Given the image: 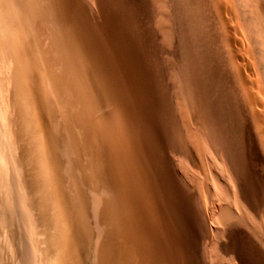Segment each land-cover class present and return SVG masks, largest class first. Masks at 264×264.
Here are the masks:
<instances>
[{
    "label": "rangeland",
    "instance_id": "obj_1",
    "mask_svg": "<svg viewBox=\"0 0 264 264\" xmlns=\"http://www.w3.org/2000/svg\"><path fill=\"white\" fill-rule=\"evenodd\" d=\"M41 1H39V4L41 3L40 5L42 6L44 5V3L43 1L42 2ZM166 1L167 0H101V1L100 0H56V3H54L53 1L51 7L53 6L52 13L54 15L52 16L51 14L49 16H51V18L54 19L52 20L50 17H48L47 19L50 18L51 22L53 21L54 23H50L46 21L43 26L45 27V30L47 31V34H49V36L51 33L50 28L53 27L52 30L55 29L54 31L58 29L57 31L60 33L58 34V32L56 31L59 36L58 43H60L62 39L61 41L63 43V44L61 43L62 48L65 49L64 55L66 53L63 61L64 63H66V65L68 64L67 65V67L69 66L68 70H71L72 68L76 76L79 74L78 77H76L78 81V87L76 85L75 88L79 90L78 88L80 87V93H82L81 94L82 97L80 96V100L76 99L78 96H75L71 91V94L73 96L72 97L73 104L71 105L73 107L76 106V110H79V112L86 111L92 108L91 110H89L91 112L90 113L91 116L88 117V119L91 118V123L94 126L91 128L92 131L90 129L87 130L86 128L84 130L85 135L88 134L86 135L88 136V141L90 142L93 141V142L92 144L89 142L88 143L89 145L83 147L84 149H86L85 147H87L85 152H83L84 151L83 148H82L83 151L80 148L81 151L79 150V152H81V156L79 154L78 155L79 157L75 158V161L72 162L74 163L73 164L74 166H72V164L70 165L72 172L68 170L70 168L67 166L68 165L67 163V165L65 164L68 167L67 168L68 172L66 173L65 172L67 171L65 169L66 167L65 166H64L65 168L62 167L64 164L62 165V163L60 162L62 165L60 167L61 170L65 169L64 171L65 173L64 172L63 173L64 175H67L66 179L67 178H68L67 180L71 179L72 183L73 180H76V182L74 181L75 182L74 184H72L70 180L71 188L72 189L74 187L77 188H75L76 190L75 189L72 190L70 188V183H68L69 181L66 180L64 181L63 187L64 185L68 186L72 190L71 194L74 193L73 192L74 190L77 191V189H81L80 191L78 190L81 193H79L78 191L77 192L79 194H82L84 191H85L84 194L87 192V194H85L86 196L83 195L86 198L85 197L83 198L85 199V201L89 199L91 200V201L89 200V202L87 201L86 203L87 205L90 204L89 207L93 206L94 208L97 205H99L98 207H100V209L105 208L103 211L100 210L101 211L100 214L103 216L109 214L106 217H107V222H109L110 220L109 222L110 227L105 229L106 233L103 232L104 236H106L108 240L105 238V240L103 239L102 241L104 242L108 241L110 242V244L111 243L114 244L113 245V247L115 246L114 252L117 254L116 256L117 259L115 257L114 263L117 262V264H122L124 262L123 264H166V263L167 264H252V263L257 264L259 261L258 264H264V214H262L264 212V207L260 203H258V201L253 200L255 198L253 197V193L251 190L252 187L251 184L249 183L250 182L249 175L252 174L251 172H253V169L255 170V168L253 166H250L249 162L246 160L248 158L247 156H245V154L247 153L246 152L247 150L244 147L245 142L242 141V139L238 138V134H237L238 128L237 125H235L237 117L240 116L241 118L245 117L244 119H247L246 121L248 122L249 125H251L250 127L252 128L251 134L253 138H255L256 140V141L254 140V142H256L255 148L256 149L258 148L256 151L260 154V156H262V160H263L262 165L264 166V153H263L264 132L262 133L261 131L264 130V128H262V126L264 127V112H262L264 111L263 110L264 104L262 103L264 100V56H263L264 55V26H263L264 0H231V1L229 0L228 2L227 0H205L206 3L203 1V4H206L208 6V7L206 5L203 6L204 7L203 11H206V13H208L207 18H209L208 19L209 21L213 20L211 21L213 28L212 33L214 31L213 35L216 36L217 34H219L216 37L222 38L219 39V41L218 39H216V42L217 41L219 42V44L217 42V45H219L218 47H221V49L219 48L221 54L224 53L223 59L224 61H226V65L228 64L227 67H228V71L230 70L229 73L231 72L230 73L231 79L233 78L232 84L237 92V97L239 96L238 100H240L239 103L241 105L242 111L238 115L236 114V112H234L231 106V102L228 99L227 95L221 97L222 99L220 98L221 95H219V92L223 91L224 88L223 85L221 83L218 84L217 82H215V80H212L213 79L212 77L208 76V80H207L208 82L203 86L199 87V90H201V92L198 91V93H200L198 94V97L201 96L205 97V94L206 95L213 94L210 97L212 99L208 97L209 98L208 100H210L211 102L215 101L214 103L218 105L216 107L215 104L213 105L210 101L207 100L205 101L204 99L205 98L207 99V96L204 99L201 97L202 99L201 98L200 99L202 101L199 99L201 104L199 102L198 105L199 106L202 104L206 105L209 102L210 104L209 103L208 104L209 106L212 105L210 109H212L213 112H211L209 107H206L205 109L204 105H202L201 107L198 106L199 111L201 108V111L198 113L197 116V118L200 119H196L198 121L193 120V118L190 117V114L188 113V111H186L188 109L185 107L184 103L182 104L183 101H181V96H182L181 92L184 91L182 90L183 87L179 84V80L181 79L177 75V71L182 66V61L184 59L182 58V56H180V54H178L180 47L178 46V42L176 41V38L173 39V41L172 39H170V33L172 35L171 38H173L174 36V33L172 31L175 28V25H174V20L172 19V13L170 7L171 3H169V0L167 2ZM98 2H102V5H100L101 3L99 4ZM71 3L73 4V6ZM227 3L230 5V7L232 6L231 8H233V6L234 8L236 6V8L232 10L229 7L232 10L231 11L229 8H227L229 6ZM232 3L235 5H233ZM54 6H56V8ZM205 7H207V9ZM258 7H260L262 10L258 9ZM99 9H101L102 12ZM222 12L225 14H223ZM234 12L237 13L235 14ZM39 21L36 22L37 26H39L38 28H40V26L42 25ZM47 23H49V25H46ZM246 24L249 26L246 27ZM61 25L63 26L62 29H60ZM208 32H210V30H208ZM86 33H88V35ZM30 38H28L27 41H24L25 45H23V47L24 50H26L25 51L26 53H28L29 52L28 50H30L29 54L27 55L29 56V58L31 57V59L35 60L36 56L34 54L35 52L33 53V48L34 49L37 48V45L33 41V39L31 38L32 40H30ZM233 39L235 42L233 41ZM221 41L222 43H220ZM5 43L6 45L10 44V46L7 47L8 51L10 52L13 43L11 42L9 43V41ZM31 45L32 48H30ZM3 47H4L3 49L7 50L5 46ZM42 47L46 49V46L43 45ZM79 48L81 49V52ZM86 48L89 49L88 50L89 53ZM51 49L52 48L50 45V50H48L49 54L51 53L50 51H52ZM6 50L3 51L5 52ZM9 52L6 51V54L4 53L5 54L4 56L7 57ZM82 53L83 55H80ZM75 55L77 59L75 58ZM94 57L96 58L94 59ZM200 60H202L201 63L204 62L203 55L200 56L199 64H200ZM242 60H243V64H242ZM235 62L238 63L236 64ZM70 64L71 66L72 65L73 66L71 67ZM201 66H205V65H203L202 63ZM49 67L51 68L52 66ZM57 68L58 66L56 65L55 69ZM86 68L89 71H87ZM90 68H92V70ZM78 69H80V71H78ZM198 69L199 72L197 73L198 75L200 74L198 78H201L200 67H198ZM54 70L52 69L49 71H54ZM57 70L55 71L57 72ZM255 70L256 71L258 70V72H255ZM55 71L51 72V74H54ZM83 71L85 73H83ZM34 75H33V77H35L34 80L37 81L35 83L36 91L34 92L35 93L39 92V93L37 94L32 93L31 95H33V97L39 95L38 97L41 96L40 98L44 99V97L45 98L47 97L46 84L43 82L42 76H39L38 71L36 72L35 70ZM39 80H42L43 82L42 85L40 84V82L38 83ZM82 82H84L85 85ZM200 83L203 82L201 81ZM86 84L89 86H87ZM37 87L39 88L37 89ZM251 87L254 89H252ZM250 89H252L253 92ZM85 91L86 93H84ZM1 94H4V92L3 93L1 92ZM1 94H0V100L2 101L1 96L4 95ZM86 94H88L89 96ZM250 94H252L253 97L257 95L255 99L257 98L256 101L258 103L253 101L255 99H251L252 96H250L249 98ZM85 95L86 97H84ZM258 98L260 99L259 101ZM88 100L90 102V105L88 103ZM1 101H0V112H3V114H1L2 117L0 116V119L3 120L5 119L6 121L5 118L6 116L4 117L3 115L4 114L7 115V112H5V109ZM204 101L206 102V104ZM248 102H250L251 105L250 103L246 104ZM49 103H51V100L49 101L46 99L43 100V105L46 104L44 106V112L46 111L47 114H50L47 115L45 113V115H47L46 118L48 117L49 121L51 120L50 125H52L53 128L51 129V133L53 132L54 135L53 137L55 138L52 140L58 142V143L54 141L52 142V144L57 143L56 145H54L56 146V148L53 146V149L59 150L61 147H63L61 140L58 141L60 138L57 139L61 131L65 132V130L71 129L70 132L73 133L74 131V133L77 134L76 141L82 140L83 138H81V135L82 134L84 135V132H80V131L78 132V128H76L75 125L72 126V123L69 120H66L68 121L66 123H63V121L61 122L62 119V116H60L61 113H58L56 107H54L52 104L51 105L53 107H50L51 105ZM79 103L81 106L80 105L78 106ZM258 104L260 105L258 106ZM72 106L70 108H72ZM85 106L87 109L83 108ZM94 106L95 108H93ZM94 109L97 110L98 112L95 111ZM207 109L210 111H208ZM206 114L208 115V119H205L207 118ZM231 116H233L232 119H230ZM93 117H96V119L99 121L94 122L96 120ZM235 117L236 119H234ZM48 118L46 120H48ZM190 118L192 119L189 120ZM253 118H256L255 120L258 121H254ZM250 119L252 122L250 121ZM199 120L200 122H202L201 124L203 127H201ZM227 120L228 121L231 120V121L228 122ZM5 121L1 122L0 120L2 124L4 123V125H2L4 126V128L1 126L0 123V130L2 131L3 130L5 131L6 128ZM87 121L89 122V120ZM205 121H208L209 123L213 121V123L207 125V122L205 123ZM195 123H199V124H195ZM213 125L216 127L213 128L212 127ZM63 126H67V127H63ZM93 128L96 130H93ZM97 128L100 130H98ZM2 131L1 134L3 133ZM206 132L209 133V135ZM200 133L201 135H199ZM75 134H73V137H75ZM78 134H80V136H78ZM203 135L204 137L202 138ZM89 136L91 139H89ZM95 137L97 138L95 139ZM215 137L217 138L215 139ZM213 140L214 142L216 141L217 142L214 144ZM96 142H98V144ZM94 143L99 145V149L102 150L101 152L98 149V146L95 145ZM237 146L238 147L242 146V148L239 149L237 148ZM89 147L93 148V151ZM94 149L96 150V152L98 151V153L101 154L98 155ZM229 149H231V152L229 151ZM66 151L68 152V150H65V152ZM52 154H54V157L56 158V159L54 158V161H57V164L60 166V163H58L59 161H61V160L58 161V159L60 158L57 157V155H55L56 152H52ZM61 154L60 156H62ZM66 157L67 156H65V154L63 156L64 160L61 157L62 162L66 163L67 161L65 160H70V159H66ZM189 157H191V159H189ZM78 158L79 160L80 158L82 159L80 160V162L81 161L83 162L81 163V165L84 166L85 164L84 167L87 166L86 167L87 169L86 168L85 169L86 171H89L87 172L88 176L94 175V179L97 178V180L88 179L87 175L84 176L85 174L84 172L85 170L83 169L84 167L80 168L79 166H77ZM96 158H98V161ZM111 160H113L114 163ZM88 161L89 162L91 161V164L87 163ZM234 161L235 162L237 161L239 164L235 163ZM233 164L236 165L233 166ZM88 165L91 166V169H89L90 167ZM76 166L77 168L78 167L79 168L77 169ZM99 166H101V168ZM81 169L83 170V172L81 171ZM104 169L106 172L103 171ZM58 170L60 171V169ZM55 171H56V167H55ZM57 172L58 171H56V173ZM60 172L62 178L59 174ZM60 172H58L57 174L54 172L56 175L55 174L52 175L53 179H57L58 176V178H60L61 181L62 179L64 180L65 176H63L62 171ZM69 172L70 174L74 173L70 175L72 176V178L70 176L68 177ZM95 175L96 176L99 175V176L96 177ZM89 177L93 178V176H89ZM244 177L245 179H242ZM112 178L114 179L112 180ZM101 180L103 181L101 182ZM244 180L247 181L245 182ZM61 181L59 180V183H62ZM95 181H98L97 183L98 185L101 183H103L102 185L104 184L105 185L98 186L97 184H95L96 183ZM85 182L87 183L92 182V183H90V187H89V185L86 184ZM93 183L95 184L94 187L96 188L91 187L93 186ZM238 184H240L241 186L240 185L237 186ZM72 185H76V186L72 187ZM86 185L87 187H89L88 188L89 190L87 189V187H85ZM60 186H62V184H60ZM97 188H99L100 190ZM106 188H107V194L105 195ZM94 189L99 192L98 193L99 197L98 196L96 198L93 197L94 195L93 192L94 193L96 192L94 191ZM101 189L102 191L103 190L104 191L102 192ZM90 190L91 192L93 190V192L91 193ZM114 192L117 194H115ZM89 193L93 195L91 196L89 195ZM92 198L96 199L97 201L92 200ZM92 201L97 202L96 203L97 205L96 204L93 205L94 202L91 204ZM99 201L101 205L99 204ZM108 201L114 202L112 203L113 206H111L110 209L108 205H110L111 203H109ZM105 203L107 204L109 203V204L107 205ZM102 204L103 205L105 204L104 208ZM89 207L87 208L89 210V213L91 214L92 211L90 210ZM129 207L132 208L130 209ZM92 210L93 212H95V209ZM114 211L116 213L113 214ZM77 213L78 212L76 211V214ZM120 213L122 216L120 215ZM113 215L115 216L112 217ZM91 216L93 217L92 214ZM91 216H90V223L92 224L91 227L97 229V226H95V222L94 221L91 222L92 220ZM109 216L110 218L108 219ZM113 218L114 219L116 218V220L118 218L119 220V221L114 220V222H116L115 225L113 224L114 222H111L113 221L112 220ZM104 219L105 218L103 217L102 220ZM159 219L161 220L159 221ZM93 220L95 219L93 218ZM117 222L118 224L120 223L119 224L120 227L118 226ZM201 222L203 224H201ZM126 224L128 225V228ZM112 227L113 228L119 227V230L117 229L118 230L117 234L119 233L118 235L116 233L114 234V231L116 229L112 233L111 231ZM139 229L141 230L139 231ZM106 230L110 231L111 234H109ZM146 231H148V233ZM159 235L160 236L163 235L162 236L163 238L162 237L160 238ZM167 236L169 240L168 242L166 241ZM169 238H171V240ZM162 239L163 240L165 239L164 241H166L167 243L164 242ZM149 241H151L150 242L151 245H149L150 244ZM152 243L155 244L153 245ZM136 244L142 247H138ZM251 244H253V246ZM166 245L168 248L165 247ZM160 246L162 247V250H160L161 249ZM171 246L172 248H170ZM249 249L251 250L253 249V250L251 251ZM153 251H155V253ZM257 251L258 252L260 251L259 254H261V256L257 253ZM170 252L173 255L170 256ZM124 253H126L127 255H124ZM121 255H123V257ZM125 256L127 257L125 258ZM257 256L259 258H257ZM157 260L160 263L157 262Z\"/></svg>",
    "mask_w": 264,
    "mask_h": 264
},
{
    "label": "bare ground",
    "instance_id": "obj_2",
    "mask_svg": "<svg viewBox=\"0 0 264 264\" xmlns=\"http://www.w3.org/2000/svg\"><path fill=\"white\" fill-rule=\"evenodd\" d=\"M41 1V0H39ZM39 1L37 0H0V79H1V86H0V94L1 92L4 94V96L2 97V105L5 109V112H7V115H3L6 118L5 119H0L1 122H6L5 124V131L0 130V264H113L115 261V257L117 256V254L114 252L115 246L113 247L114 244H110V242L106 241H102L103 239L105 240L106 236H104L105 229L109 228L110 226V220L109 222H107V217L109 214H106V216L101 215V211L100 210H104V205L103 208L104 209H100V207H98L99 205H97V202L92 201L91 204L93 203V205H97L96 207L92 209H95V212H93V210L91 209V207H89V205H87V201L89 202V200H86L83 198L85 197L87 194V192L84 194V192L82 194H79L81 192H79L81 189H77V191H75L77 187H74L76 185H72V187H74L73 189H75L72 193V188H71V183L72 180L69 179L67 180L66 177L67 175H64V173L68 172V170L71 171V164L72 166H74L72 163L73 161H75V158L79 157L78 155L80 154L81 156V152H79V150L81 151V149L86 146L89 145L88 143L90 141H88V134L85 135V128L87 130H91L92 127H94L91 123V118L88 119V117H90V111L92 108H90L89 110L86 111H82L79 112V110H76V106L73 107L71 104H73V96L71 94L72 93L75 96H78L76 99L80 100V96L82 97V93H80V87L78 88L79 90H77V88H75V86L77 85L78 87V81L76 79V77H78V75L76 76V74L73 72V69L71 68V70H68V67L66 65V63H64V52L65 49L62 48V39L60 41V43H58L59 41V36L58 34H60L54 30H52V28H50V36L49 34H47V31L45 30V27L43 26L44 23L46 21L50 22V23H54L53 21L51 22V15H54L52 13V9L53 6L51 7V5L54 3H56V0H42L44 5H40ZM41 1V2H42ZM101 1V0H100ZM168 1V0H167ZM166 1V2H167ZM171 1V2H170ZM203 1L206 3L205 0H169V3H171V13H172V19L174 20V25L175 28L173 29V33L174 36L173 38L171 33H170V39H175L178 42V46L180 47V50L178 52V54H180V56H182V58L184 59L182 61V66L180 67V69L177 71V75L179 76V78L181 80H179V84L183 87V91L181 92L182 96H181V101L182 104H185V107L188 109L186 111H188V113L190 114V117L193 118V120L196 119H200L197 118L198 113L201 111H199V107H201L202 105H198V103L200 102L199 99L202 97H198V91L201 92V90H199L200 86H203L204 84H206L208 81V76L212 77V80H215V82H217L218 84L221 83L223 85V91L219 92L220 98L224 97L227 95L228 99L231 102V106L232 109L234 110V112H236V114L238 115L241 111V105L239 103L240 100L239 96L237 97V92L235 90V88L233 87L232 84V79L230 76V73L228 71V64L226 65V61H224L223 59V54H221V47H218L219 45H217V42L219 41V39L222 38H217L216 36L219 35L217 34L216 36L213 35L212 33V24L211 21H209L207 18V14L206 11H203V6H205L206 4H203ZM229 0H227L228 2ZM231 1V0H230ZM38 2V3H37ZM78 2V1H77ZM158 2V1H157ZM164 2V1H163ZM42 3V4H43ZM60 3V2H59ZM100 5H102V2H98ZM226 3V1H225ZM230 3V2H229ZM72 4V3H71ZM95 4V3H94ZM167 4V3H166ZM228 4V3H227ZM233 4V3H232ZM55 5V4H54ZM58 5V4H57ZM105 5V4H104ZM170 5V4H169ZM229 5V4H228ZM227 5V6H228ZM235 5V4H233ZM73 6V4H72ZM207 6V5H206ZM56 8V6H54ZM169 7V8H170ZM208 7V6H207ZM207 7H205L207 9ZM216 7V6H215ZM230 5L227 7L229 8ZM232 7V6H231ZM230 7V8H231ZM261 7V6H260ZM260 7H258V9H261ZM101 8V7H100ZM229 8V9H230ZM236 8V6H235ZM234 6L233 8H231L232 10L235 9ZM60 9V8H59ZM226 9V8H225ZM230 9V10H231ZM264 9V8H263ZM69 10V9H68ZM67 10V11H68ZM72 10V9H71ZM101 12L102 10L99 9ZM170 10V9H169ZM231 10V11H232ZM262 10V9H261ZM260 10V11H261ZM79 11V10H78ZM77 11V12H78ZM96 11V10H95ZM57 12V11H56ZM55 12V15H56ZM70 12V11H69ZM84 12V11H83ZM60 13V12H59ZM76 13V12H74ZM223 13V12H222ZM230 13V12H228ZM233 13V12H232ZM235 13V12H234ZM237 13V12H236ZM235 13V14H236ZM64 14V12H63ZM137 14V13H136ZM220 14V13H219ZM225 14V13H223ZM264 14V13H263ZM66 15V14H65ZM104 15V14H103ZM158 15V14H157ZM212 15V14H211ZM234 15V14H233ZM47 16V17H46ZM59 16V15H58ZM57 16V17H58ZM74 16V15H73ZM170 16V15H169ZM213 16V15H212ZM225 16V15H224ZM223 16V17H224ZM229 16V15H228ZM48 17H50L49 19H47ZM77 17V16H76ZM104 17V16H103ZM115 17V16H114ZM264 17V16H263ZM262 17V18H263ZM73 18V17H72ZM222 18V16H221ZM54 19V18H53ZM52 19V20H53ZM56 19V18H55ZM71 19V18H70ZM211 19V18H210ZM40 20V21H39ZM81 20V19H80ZM264 20V19H263ZM37 21H39L41 24L40 28H38L39 26H37ZM57 21V20H55ZM156 21V20H155ZM223 21V20H222ZM228 21V20H227ZM62 22V21H61ZM58 22V23H61ZM79 22V21H78ZM82 22V21H81ZM115 22V21H114ZM224 22V21H223ZM229 22V21H228ZM238 22V20H237ZM57 23V24H58ZM65 23V22H64ZM71 23V22H70ZM220 23V22H219ZM111 24V23H110ZM125 24V23H124ZM39 25V23H38ZM46 25H49V23H47ZM45 25V26H46ZM54 25V24H53ZM56 25V23H55ZM59 25V24H58ZM57 25V28H58ZM226 25V24H225ZM245 25V24H244ZM243 25V26H244ZM80 26V25H79ZM110 26V25H109ZM215 26V25H214ZM249 26L246 24V27ZM264 26V25H263ZM262 26V27H263ZM44 27V28H43ZM50 27V26H48ZM86 27V26H85ZM150 27V26H149ZM38 28V29H37ZM63 26L61 25L62 29ZM75 28V26H74ZM81 28V27H80ZM209 28V29H207ZM258 28V27H257ZM49 29V28H48ZM47 29V30H48ZM59 29V30H60ZM77 29V28H76ZM86 29V28H85ZM239 29V28H238ZM81 30V29H80ZM152 30V29H151ZM208 30H210V32H208ZM49 31V32H50ZM67 31V30H66ZM63 31V32H66ZM75 31V30H73ZM79 31V30H78ZM77 31V33H78ZM82 31V30H81ZM84 32V31H83ZM114 33V32H113ZM216 33V32H215ZM88 35V33H86ZM228 34V33H227ZM254 34V33H253ZM251 34V35H253ZM52 35V36H51ZM66 35V34H65ZM73 35V34H72ZM213 35V36H212ZM250 35V36H251ZM84 36V35H83ZM32 38L33 41L36 43L37 48H33V53L35 54L36 58L35 60L31 59V57L29 58V56L27 54H29L30 50H28L29 52L26 53L24 50L23 45L24 41H27L28 38ZM216 37V38H215ZM222 37V36H221ZM227 37V36H226ZM232 37V36H231ZM234 37V36H233ZM30 38V40H32ZM91 38V37H90ZM224 38V37H223ZM229 38V37H228ZM242 38V37H241ZM161 39V38H160ZM216 39H218V41L216 42ZM231 39V38H230ZM240 39V37H239ZM90 40V39H89ZM109 40V39H108ZM227 40V39H226ZM9 43H13V46L11 47L10 52L8 51V46L6 45L5 42ZM73 41V40H72ZM78 41V40H77ZM84 41V40H83ZM91 41V40H90ZM113 41V40H112ZM231 41V40H230ZM234 41V39H233ZM254 41V40H253ZM48 42V43H47ZM79 42V41H78ZM235 42V41H234ZM239 42V40H238ZM32 43V42H31ZM62 43V44H61ZM76 43V42H75ZM87 43V42H86ZM103 43V42H102ZM113 43V42H112ZM173 43V42H172ZM176 43V42H175ZM222 43V41L220 42ZM250 43V41H249ZM29 44V43H28ZM33 44V43H32ZM61 44V45H59ZM73 44V43H72ZM96 44V43H95ZM219 44V42H218ZM46 46V49H44V47L42 46ZM50 45H51V53H48V50H50ZM79 45V44H78ZM81 45V44H80ZM177 45V44H176ZM235 45V44H234ZM5 46L6 49H3ZM27 46V45H26ZM64 46V45H63ZM75 46V44H74ZM90 46V44H89ZM221 46V45H220ZM239 46V45H238ZM256 46V45H255ZM29 47V46H28ZM27 47V49H28ZM34 47V46H33ZM66 47V46H65ZM71 47V46H70ZM175 47V46H174ZM247 47V46H246ZM32 48V45L31 47ZM85 48V47H84ZM101 48V47H100ZM220 48V49H219ZM230 48V47H229ZM63 49V50H62ZM73 49V48H71ZM77 49V48H76ZM74 49V50H76ZM87 51L89 50L88 48H86ZM114 49V48H113ZM3 50H6L7 52H9L8 56H4L6 54V51L4 52ZM73 50V51H74ZM80 52L81 49L79 48ZM85 50V49H84ZM108 50V49H107ZM70 51V50H69ZM71 51V52H73ZM78 51V50H77ZM147 51V50H146ZM223 51V50H222ZM247 51V50H246ZM84 52V51H83ZM92 52V51H91ZM254 52V51H253ZM5 53V54H4ZM53 53V54H52ZM89 53V51H88ZM95 53V52H94ZM93 54V53H92ZM98 54V52H97ZM72 55V54H71ZM80 55H83L80 54ZM203 55L204 57V62L203 65L205 66H201L202 63L200 60V64H199V59L200 56ZM237 55V54H236ZM73 56V55H72ZM78 56V54H77ZM86 56V55H84ZM89 56V55H88ZM145 56V55H144ZM226 56V55H225ZM264 56V55H263ZM231 57V56H230ZM239 57V56H238ZM71 58V57H70ZM76 58V55H75ZM90 58V57H89ZM96 57H94L95 59ZM258 58V57H257ZM77 59V58H76ZM93 59V58H92ZM202 59V58H201ZM226 59V58H225ZM233 59V58H232ZM239 59V58H238ZM243 59V58H242ZM69 60V59H68ZM236 60V59H235ZM34 61V62H33ZM36 61V62H35ZM66 61V60H65ZM76 61V60H75ZM89 61V60H88ZM91 61V60H90ZM94 62V61H93ZM177 62V61H176ZM78 63V62H77ZM231 63V62H230ZM236 64L238 62H235ZM259 63V62H258ZM58 66V70L55 69L56 65ZM73 64V63H72ZM88 64V63H87ZM154 64V63H153ZM199 64V66H198ZM242 64H243V60H242ZM55 65V66H53ZM66 65V66H64ZM74 65V64H73ZM72 65V66H73ZM76 65V64H75ZM90 65V64H89ZM251 65V64H250ZM49 66H52L51 68ZM71 66V64H70ZM71 66V67H72ZM93 66V65H91ZM83 67V66H82ZM87 67V66H86ZM198 67H200L201 70V78H198V76H200V74L198 75L197 72H199ZM259 68V67H258ZM57 70V72L55 71L54 74H51V72L54 71H49V70ZM77 69V68H76ZM81 69V68H80ZM80 69H78V71H80ZM92 70V68H90ZM248 69V68H247ZM38 71L39 76H42L43 78V82L46 84V98L44 97V99L46 100H51V103H49L50 105L52 104L54 107H56L58 113H61L60 116H62L61 122L63 121V123H66L69 120L72 123V126L75 125L76 128H78V132H84V135H81V138H83L82 140H78L76 141V135L73 131L70 132V130H65V132L61 131L59 133V137L57 139H59L58 141L61 140V143L63 144L61 147L60 145V149L56 150L53 149V146L56 145L58 142L54 141L52 139H55L53 136V132L51 133V129L52 125H50V121L49 118L48 120H46V116L50 115L47 114L46 111L44 112V106L46 104L43 105V98H40L38 96L33 97V94H37L39 92H34L36 91V85L35 83L37 81H35V77L34 72ZM87 70V68H86ZM236 70V69H235ZM246 70V68H245ZM89 71V70H87ZM92 72V71H91ZM101 72V71H100ZM243 72V71H242ZM251 72V71H249ZM255 72H258V70ZM254 72V73H255ZM77 73V72H76ZM82 73V72H81ZM83 73H85L83 71ZM90 73V72H89ZM88 73V74H89ZM124 73V72H123ZM233 73V72H232ZM41 74V75H40ZM209 74V75H208ZM33 75L35 77H33ZM145 75V74H144ZM252 75V74H251ZM94 76V75H93ZM130 76V75H129ZM177 76V77H178ZM96 77V76H95ZM237 77V76H236ZM255 77V76H254ZM40 78V79H42ZM172 78V77H171ZM238 78V77H237ZM258 78V77H257ZM83 79V76H82ZM81 79V80H82ZM144 79V78H143ZM178 79V78H177ZM236 79V78H235ZM251 79V78H249ZM259 79V78H258ZM92 80V79H91ZM90 80V81H91ZM237 80V79H236ZM88 81V80H87ZM89 81V82H90ZM203 83H200V82ZM211 81V80H210ZM252 81V80H251ZM40 82V84L42 85V80H39L38 83ZM85 82V81H84ZM84 82H82L84 84ZM239 82V81H238ZM242 82V81H241ZM81 83V82H80ZM79 83V84H80ZM94 83V82H93ZM131 83V82H130ZM88 84V83H87ZM86 84V85H87ZM116 84V83H115ZM155 84V83H154ZM201 84V85H200ZM40 85V86H41ZM85 85V84H84ZM92 85V84H91ZM99 85V84H98ZM209 85V84H208ZM211 85V84H210ZM217 85V84H216ZM252 85V84H251ZM258 85V83H257ZM89 86V85H87ZM116 86V85H115ZM172 86V85H171ZM253 86V85H252ZM42 87V86H41ZM82 87V84H81ZM96 87V86H95ZM207 87V86H206ZM221 87V86H220ZM39 87H37L38 89ZM86 88V87H85ZM208 88V87H207ZM219 88V87H216ZM252 88V87H251ZM44 89V88H43ZM84 89V88H83ZM254 89V88H252ZM250 89V90H252ZM212 90V89H210ZM214 90V89H213ZM219 90V89H218ZM222 90V89H221ZM258 90V88H257ZM44 91V90H43ZM83 91V90H82ZM90 91V90H89ZM203 91V90H202ZM205 91V90H204ZM45 92V91H44ZM43 92V93H44ZM88 92V90H87ZM243 92V91H242ZM253 92V90H252ZM256 92V91H255ZM260 92V91H259ZM42 93V92H40ZM86 93V91L84 92ZM96 93V92H95ZM94 93V94H95ZM248 93V92H247ZM245 93V94H247ZM258 93V92H257ZM263 93V92H262ZM211 94V93H210ZM244 94V93H243ZM255 94V93H254ZM260 94V93H259ZM88 95V94H86ZM86 95L84 97H86ZM93 95V94H92ZM147 95V94H146ZM213 95V94H212ZM212 95H206L207 99L205 97H202L205 101H210L208 100ZM262 95V94H261ZM89 96V95H88ZM87 96V98H88ZM98 96V95H97ZM200 96V95H199ZM241 96V95H240ZM252 96L251 99H255L256 96L253 97L252 94L249 95ZM93 97V96H92ZM103 97V96H102ZM209 97V98H208ZM215 97V96H214ZM213 97V98H214ZM50 98V99H49ZM86 98V99H87ZM91 98V96H90ZM117 98V97H116ZM123 98V97H122ZM201 98V99H202ZM216 98V97H215ZM214 98V99H215ZM246 98V96H245ZM40 99V100H39ZM75 99V98H74ZM83 99V98H82ZM200 99V100H201ZM212 99V98H210ZM222 99V98H221ZM248 99V98H247ZM123 100V99H122ZM217 100V99H216ZM257 98L255 100H253L254 102L256 101ZM260 99L258 98V101ZM77 101V100H75ZM202 101V100H201ZM204 101V102H205ZM218 101V100H217ZM246 101V100H245ZM248 101V100H247ZM202 102V103H204ZM211 102V101H210ZM215 102V101H214ZM214 102H211L213 105L215 104ZM253 102V103H254ZM261 102V101H260ZM259 102V103H260ZM75 103V102H74ZM88 103L90 105V102L88 100ZM118 103V102H117ZM209 103V102H208ZM207 103V104H208ZM221 103V102H220ZM243 103V102H242ZM250 102L246 103L249 104ZM258 103V102H257ZM264 104V100L262 102ZM261 103V104H262ZM82 104V103H81ZM85 104V103H84ZM83 104V106H84ZM166 104V103H165ZM201 104V102H200ZM206 104V102H205ZM206 107H210L212 105ZM226 104V103H224ZM256 104V103H255ZM49 105V106H50ZM50 107H53V106ZM80 105V103L78 104V106ZM218 104H215V106L217 107ZM251 105V103H250ZM260 104H258L259 106ZM72 106V108H70ZM81 106V105H80ZM92 106V105H91ZM90 106V107H91ZM199 106V107H198ZM214 106V107H215ZM227 106V105H226ZM230 106V105H229ZM253 106V104H252ZM263 106V105H262ZM171 107V106H170ZM256 107V106H255ZM254 107V108H255ZM83 108H86L83 107ZM95 108V106L93 107ZM213 108V107H212ZM226 108V107H225ZM53 109V108H52ZM81 109V108H80ZM87 109V108H86ZM204 109V111H205ZM216 109V108H214ZM219 109V108H218ZM256 109V108H255ZM2 110V109H1ZM46 110V109H45ZM95 110V109H94ZM208 110V109H207ZM206 110V111H207ZM211 112H213L212 109H210ZM208 110V111H210ZM264 110V109H263ZM50 111V110H49ZM97 111V110H95ZM215 111V110H214ZM217 111V110H216ZM222 111V110H221ZM231 111V110H230ZM51 112V111H50ZM55 112V111H54ZM93 112V111H92ZM98 112V111H97ZM162 112V111H161ZM182 112V111H181ZM264 112V111H262ZM261 112V113H262ZM45 113L47 115H45ZM71 113V114H70ZM187 113V114H188ZM205 113V112H203ZM249 113V112H248ZM1 114H3V112H0V116ZM57 114V113H56ZM132 114V113H131ZM188 114V115H189ZM208 114V113H207ZM206 114V115H207ZM235 114V115H236ZM242 114V113H241ZM258 114V113H257ZM263 114V113H262ZM53 115V114H52ZM187 115V116H188ZM212 115V114H211ZM214 115V114H213ZM228 115V114H226ZM250 115V114H249ZM252 115V114H251ZM259 115V114H258ZM257 115V116H258ZM55 116V115H54ZM57 116V115H56ZM97 116V115H95ZM184 116V115H183ZM219 116V115H218ZM243 116V115H241ZM256 116V117H257ZM262 116V115H261ZM2 117V116H1ZM176 117V116H175ZM210 117V116H209ZM225 117V116H223ZM46 118V119H44ZM96 121L94 122H98L99 120L96 119V117H93ZM103 118V116H102ZM183 118V117H182ZM192 118H190L189 120H191ZM227 118V117H226ZM233 116H231L230 119H232ZM245 117L241 118L240 116L237 117V120L235 122V125H237L238 128V138L242 139V141H244L245 143V149L247 150L245 156H247L248 159H246L250 166H253L255 168V170L253 169V172H251L252 174H250V184L252 187V193H253V197L258 201V203H260L263 207H264V166L262 165V156H260V154L256 151L257 149L255 148V143L254 140L255 138H253L252 136V132H251V125L248 124V122L246 121L247 119H244ZM261 118V117H260ZM263 118V117H262ZM92 119V120H94ZM203 119V118H201ZM208 119V115L207 118ZM211 119V118H210ZM214 119V118H213ZM221 119V118H220ZM224 119V118H223ZM236 119V117L234 118ZM254 121H258L255 120L256 118H253ZM3 120V121H2ZM59 120V119H58ZM89 120V122L87 121ZM219 120V119H218ZM226 120V119H225ZM55 121V120H54ZM132 121V120H131ZM198 121V120H196ZM203 121V120H202ZM228 121V120H227ZM231 121V120H229ZM228 121V122H229ZM251 121V119H250ZM0 122V123H1ZM53 122V121H52ZM69 122V123H70ZM93 122V121H92ZM185 122V121H184ZM194 122V121H193ZM200 122V120H199ZM207 122V125L212 122H208L205 121V123ZM252 122V121H251ZM59 123V122H58ZM202 122H200L201 124ZM219 123V122H218ZM221 123V122H220ZM225 123V122H224ZM232 123V122H230ZM97 124V123H96ZM100 124V123H99ZM98 124V126H99ZM103 124V123H102ZM195 124H199V123H195ZM216 124V123H215ZM4 125V123H1V126ZM65 125V124H64ZM186 125V124H185ZM68 126V125H67ZM67 126H63V127H67ZM97 126V125H96ZM102 126V125H101ZM104 126V125H103ZM107 126V125H105ZM205 126V124H204ZM220 126V125H219ZM257 126V125H256ZM4 128V126H2ZM74 127V129H75ZM192 127V126H191ZM201 127L202 124H201ZM199 127V128H201ZM213 128H215L216 126H212ZM211 127V128H212ZM72 128V127H71ZM96 128V127H95ZM101 128V127H100ZM257 128V127H256ZM260 128V127H258ZM262 128H264L262 126ZM2 129V128H1ZM57 129V127H56ZM55 129V130H56ZM66 129V128H65ZM69 129V128H68ZM98 129V128H97ZM106 129V128H105ZM185 129V128H184ZM60 130V129H59ZM93 130H96L93 128ZM100 130V129H98ZM104 130V129H103ZM216 130V129H214ZM213 130V131H214ZM1 131L3 132L1 134ZM77 131V130H76ZM92 131V130H91ZM105 131V130H104ZM103 131V132H104ZM199 131V130H198ZM257 131V130H256ZM262 133L264 132V130H261ZM57 132V131H55ZM77 132V133H78ZM101 132V131H100ZM102 132V134H103ZM107 132V131H106ZM154 132V131H153ZM204 132V131H203ZM260 132V131H258ZM72 133V134H71ZM89 133V131H88ZM207 133V132H206ZM224 133V132H223ZM228 133V132H227ZM63 134V135H62ZM65 134V137H64ZM73 134H75V137H73ZM101 134V133H100ZM101 134V135H102ZM107 134V133H106ZM209 135V133H207ZM217 134V133H216ZM220 134V133H219ZM93 135V134H92ZM110 135V134H109ZM108 135V136H109ZM201 135V133L199 134ZM205 135V134H204ZM204 135L202 136V138L204 137ZM223 135V134H222ZM78 136H80V134H78ZM83 136V137H82ZM216 136V135H215ZM260 136V135H259ZM263 136V135H262ZM261 136V137H262ZM94 137V136H93ZM106 137V136H105ZM206 137V136H205ZM214 137V136H213ZM221 137V136H220ZM219 137V138H220ZM65 138V139H64ZM79 138V137H78ZM97 137H95L96 139ZM101 138V137H100ZM131 138V137H130ZM184 138V137H183ZM189 138V137H188ZM193 138V137H192ZM209 138V137H208ZM217 137H215L216 139ZM236 138V137H235ZM89 139L90 136H89ZM105 139V138H104ZM109 139V138H108ZM213 139V138H212ZM223 139V137H222ZM225 139V138H224ZM239 139V140H240ZM264 139V138H263ZM94 140V138H93ZM103 140V139H102ZM196 140V139H195ZM199 140V139H197ZM208 140V139H207ZM205 140V141H207ZM210 140V139H209ZM57 142L56 144H52V142ZM203 141V139H202ZM216 141V140H215ZM233 141V140H232ZM256 141V140H255ZM77 142V143H76ZM93 142V141H92ZM92 142H90L92 144ZM120 142V141H119ZM214 142V140H213ZM217 142V141H216ZM214 142V144L216 143ZM230 142V141H229ZM235 142V141H234ZM239 142V141H238ZM60 143V142H59ZM98 144V142H96ZM100 143V141H99ZM107 143V142H104ZM205 143V142H204ZM243 143V142H242ZM90 144V145H91ZM95 144V143H94ZM95 144V145H97ZM126 144V143H125ZM198 144V143H197ZM202 144V143H201ZM206 144V143H205ZM211 144V143H210ZM218 144V143H217ZM222 144V143H221ZM232 144V143H231ZM94 145V146H95ZM103 145V144H102ZM235 145V144H234ZM241 145V144H239ZM258 145V144H256ZM67 146V147H66ZM98 149H99V145ZM186 146V145H185ZM260 146V145H259ZM52 147V148H51ZM56 148V146H54ZM220 147V146H219ZM229 147V146H228ZM232 147V146H231ZM264 147V146H263ZM64 148V149H63ZM68 148V149H67ZM81 148V149H80ZM87 149V147H85ZM91 148V147H89ZM88 148V149H89ZM234 148V147H233ZM237 148H242L238 147ZM58 149V148H57ZM84 149V148H83ZM82 149V151H83ZM86 149H84L83 152L86 151ZM93 151V148H91ZM96 149V148H95ZM94 149V150H95ZM178 149V147H177ZM261 149V148H260ZM56 150V151H54ZM65 150H68V152ZM100 150V149H99ZM105 150V149H104ZM216 150V148H215ZM222 150V149H221ZM238 150V149H237ZM236 150V151H237ZM244 150V149H243ZM242 150V151H243ZM70 151V152H69ZM90 151V152H92ZM102 150H100L101 152ZM185 151V150H184ZM219 151V149H218ZM229 151L231 152V149H229ZM241 151V150H240ZM52 152H56L55 155H57V157H59L61 161H59L58 163H60V166L57 164V161H54V154H52ZM79 152V153H78ZM82 152V153H83ZM96 152V150H95ZM183 152V151H182ZM238 152V151H237ZM245 152V151H244ZM262 152V151H261ZM64 153L66 157V159H70V160H65L67 161L62 162V159L64 160L63 156ZM87 153V152H86ZM85 153V154H86ZM98 155L101 153H98V151L96 152ZM112 153V152H111ZM186 153V152H185ZM219 153V152H218ZM243 153V152H241ZM264 153V152H263ZM60 154L62 156H60ZM87 155V154H86ZM91 155V154H90ZM113 155V154H111ZM188 155V154H187ZM192 155V154H190ZM221 155V154H220ZM231 155V154H228ZM62 157V159H61ZM83 157V156H82ZM93 157V156H92ZM97 157V156H95ZM94 157V158H95ZM99 157V156H98ZM111 157V156H110ZM213 157V156H212ZM219 157V156H218ZM227 157V156H226ZM87 158V157H86ZM101 158V157H100ZM108 158V157H107ZM112 158V157H111ZM188 158V157H187ZM230 158V157H229ZM56 159V158H55ZM98 161V158H96ZM95 159V160H96ZM109 159V158H108ZM127 159V158H126ZM186 159V158H185ZM189 159H191V157H189ZM235 159V158H234ZM77 160V159H76ZM80 160H82L80 158ZM79 158H78V162H77V166H79L80 168L84 167L83 165H81V163H83L82 161L80 162ZM91 160V157H90ZM93 160V159H92ZM104 160V158H103ZM156 160V159H155ZM187 160V159H186ZM219 160V159H218ZM227 160V159H226ZM245 160V159H244ZM69 161V162H68ZM100 161V160H99ZM108 161V160H107ZM113 161V160H111ZM238 161V159H237ZM235 163H238V162ZM242 161V160H241ZM246 161V163H247ZM56 162V163H55ZM96 162V161H95ZM127 162V161H126ZM225 162V161H224ZM232 162V161H231ZM68 163V165H67ZM80 163V164H79ZM85 163V161H84ZM91 164V161L87 162ZM114 163V161H113ZM112 163V164H113ZM192 163V162H191ZM70 168L67 170V166ZM161 164V163H160ZM232 164V163H230ZM239 164V163H238ZM229 165V164H228ZM236 165V164H235ZM233 164V166H235ZM248 165V164H247ZM64 167L67 171L61 170L60 167ZM76 166V168H77ZM91 169V166L88 165ZM95 166V165H94ZM93 166V167H94ZM113 166V165H112ZM159 166V165H158ZM239 166V165H238ZM55 167H56V171L60 172L62 171L63 176H65L64 180L60 178L57 179H53V176L56 171H55ZM78 167V168H79ZM87 167V166H86ZM86 167H84L83 169L85 170V174L84 176H88L89 171H86ZM101 168V166H99ZM121 167V166H120ZM73 168V167H72ZM77 168V169H78ZM86 168V169H85ZM103 168V165H102ZM238 168V167H236ZM248 168V167H247ZM60 169V171L58 170ZM94 169V168H92ZM97 169V168H96ZM108 169V168H107ZM240 169V168H239ZM127 170V169H126ZM142 170V169H141ZM229 170V169H228ZM246 170V168H245ZM65 171V172H64ZM77 171V170H76ZM81 171L83 172V170L81 169ZM79 171V172H81ZM105 171V169L103 170ZM145 171V170H144ZM155 171V170H154ZM215 171V170H214ZM243 171V170H240ZM239 171V172H240ZM55 172V173H54ZM57 172V173H58ZM64 172V173H63ZM69 175H72L70 174ZM93 172V171H92ZM95 172V171H94ZM97 172V171H96ZM106 172V171H105ZM110 172V171H109ZM245 172V171H244ZM243 172V173H244ZM250 172V171H249ZM56 173V174H57ZM87 173V174H86ZM102 173V172H101ZM115 173V172H114ZM242 173V174H243ZM55 174V175H56ZM61 176V172L59 173ZM96 174V173H95ZM108 174V173H107ZM138 174V173H137ZM236 174V173H235ZM240 174V173H239ZM76 175V174H75ZM78 175V174H77ZM100 175V174H99ZM98 175V176H99ZM234 175V174H233ZM238 175V174H237ZM245 175V174H244ZM74 176V175H73ZM89 176H93V178H90ZM87 178L88 179H94V175H89ZM96 176V175H95ZM96 176V177H98ZM104 176V175H103ZM161 176V175H160ZM235 176V175H234ZM72 178V176H70ZM127 177V176H126ZM158 177V176H157ZM238 177V176H237ZM55 178V177H54ZM62 178V176H61ZM76 178V177H75ZM83 178V177H82ZM104 178V177H103ZM102 179V178H101ZM110 179V178H109ZM114 178H112L113 180ZM118 179V178H117ZM137 179V178H136ZM216 179V178H215ZM242 179H245L242 178ZM59 180L62 183H59ZM69 181L68 183H70V189L68 186L64 185V181ZM78 180V179H77ZM81 180V179H80ZM94 180H97L94 179ZM111 180V181H112ZM155 180V179H154ZM76 180H73L74 184ZM103 180H101L102 182ZM243 181V180H242ZM245 181V180H244ZM247 181V180H246ZM245 181V182H246ZM84 182V181H83ZM97 184L98 181H95ZM105 182V181H104ZM108 182V181H107ZM132 182V181H131ZM59 183V184H58ZM67 183V182H66ZM65 183V184H66ZM79 183V182H78ZM86 184L89 185L90 187V183L85 182ZM110 183V182H109ZM118 183V182H117ZM60 184H62V186H60ZM95 184L93 183L94 187ZM103 183L99 184L101 186ZM235 184V183H234ZM85 185V184H84ZM98 185V184H97ZM98 185V186H99ZM240 184H238L237 186H239ZM66 186V187H65ZM78 186V185H77ZM97 186V187H98ZM241 186V185H240ZM248 186V185H247ZM79 187V186H78ZM87 187V185L85 186ZM87 187V189L89 188ZM112 187V186H111ZM114 187V186H113ZM83 188V187H82ZM96 188V187H94ZM102 188V187H100ZM241 188V187H240ZM247 188V187H246ZM245 188V189H246ZM85 189V190H87ZM91 189V188H90ZM99 189V188H97ZM105 189V188H103ZM109 189V188H108ZM244 189V190H245ZM71 190V192H70ZM83 190V189H82ZM89 190V189H88ZM100 190V189H99ZM250 190V188H249ZM94 191H96L94 189ZM102 191V189H101ZM104 191V190H103ZM102 191V192H103ZM117 191V190H116ZM247 191V190H246ZM76 192V193H75ZM89 192V191H88ZM91 192V190H90ZM93 192V190H92ZM91 192V193H92ZM113 192V191H112ZM122 192V191H121ZM150 192V191H149ZM98 191H96L95 193L93 192V194L89 195H93L94 198H96L98 195ZM115 193V192H114ZM249 193V192H248ZM104 194V193H103ZM107 194V188H106V193ZM109 194V191H108ZM111 194V193H110ZM117 194V193H115ZM247 194V193H246ZM85 195V196H83ZM123 195V194H122ZM251 195V194H250ZM102 196V195H101ZM100 196V197H101ZM177 196V195H176ZM252 196V195H251ZM88 197V196H87ZM103 197V196H102ZM119 197V196H118ZM121 197V196H120ZM131 197V196H130ZM86 198V197H85ZM89 198V197H88ZM87 198V199H88ZM110 198V197H109ZM130 199V198H129ZM97 201L96 199H93ZM104 200V199H102ZM117 200V199H116ZM122 200V198H121ZM241 200V199H240ZM250 200V199H249ZM91 201V200H90ZM113 201V200H112ZM124 201V200H123ZM104 202V201H103ZM109 202V201H108ZM137 202V201H136ZM135 202V203H136ZM173 202V200H172ZM109 203H111L110 205H108ZM107 205L109 206V209L112 205V203L114 202H109ZM118 203V202H117ZM122 203V202H121ZM257 203V202H256ZM100 204V201H99ZM116 204V203H115ZM125 204V202H124ZM134 204V203H132ZM259 204V205H260ZM87 205V206H86ZM101 205V204H100ZM106 205V206H107ZM118 205V204H117ZM120 205V204H119ZM128 205V204H127ZM179 205V204H178ZM247 205V204H246ZM107 206V207H108ZM134 206V205H132ZM78 207V208H77ZM90 208V210L94 213L91 212V214L93 215V217L91 216V214L89 213L88 208ZM102 207V206H101ZM106 207V208H107ZM115 207V206H114ZM112 207V208H114ZM124 207V206H123ZM118 208V207H117ZM128 208V207H127ZM130 208V207H129ZM132 208V207H131ZM130 208V209H131ZM262 208V207H261ZM121 210V209H120ZM189 210V209H188ZM76 211L79 213L76 214ZM118 211V210H117ZM134 211V210H133ZM158 211V210H157ZM108 212V211H107ZM262 212V211H261ZM260 212V213H261ZM103 213V212H102ZM106 213V212H104ZM116 213L115 211L113 212V214ZM157 213V212H156ZM159 213V212H158ZM100 214V215H99ZM264 214V212L262 213ZM121 215V213H120ZM147 215V214H145ZM157 215V214H156ZM155 215V216H156ZM160 215V214H158ZM90 216L92 217V221L95 222V226H97V229H94L92 226V224L90 223ZM106 219L102 220L103 217ZM111 216V214H110ZM110 216L108 217V219L110 218ZM115 215H113L112 217H114ZM118 216V215H117ZM122 216V215H121ZM102 217V218H101ZM111 217V218H112ZM147 217V216H145ZM150 217V214H149ZM162 217V216H160ZM93 218L95 220H93ZM128 218V217H127ZM154 218V217H153ZM145 219V218H144ZM165 219V218H164ZM162 219V220H164ZM114 222V220H116V218L112 219ZM130 220V219H129ZM141 220V219H140ZM161 219H159L160 221ZM116 221H119L118 218ZM93 222V223H94ZM154 222V221H153ZM203 222V221H202ZM201 222V224H203ZM126 223V222H125ZM145 223V221H144ZM157 223V222H156ZM114 225L116 224V222L113 223ZM112 224V226H113ZM118 224V222H117ZM120 224V223H119ZM118 224V226H119ZM133 224V223H132ZM141 224V223H140ZM189 224V223H188ZM127 225V224H126ZM145 225V224H144ZM147 225V224H146ZM158 225V224H157ZM94 226V224H93ZM141 226V225H139ZM138 226V227H139ZM152 226V225H151ZM155 226V225H154ZM106 227V228H105ZM120 227V226H119ZM118 228H111L110 230L114 231V234H117V231L119 230ZM148 227V226H147ZM93 228V229H92ZM128 228V225H127ZM198 228V227H197ZM118 229V230H117ZM155 229V228H154ZM109 230V229H108ZM106 230L109 234L110 231ZM128 230V229H127ZM135 230V229H134ZM138 230V229H137ZM141 229H139L140 231ZM147 230V229H146ZM124 231V229H123ZM126 231V230H125ZM131 231V229H130ZM144 231V230H142ZM141 231V232H142ZM169 231V230H168ZM104 232V233H103ZM127 232V231H126ZM148 233V231H146ZM153 232V231H152ZM184 232V231H183ZM94 233V234H93ZM103 233V236H102ZM136 233V232H135ZM146 233V234H147ZM151 233V232H150ZM119 234V233H118ZM117 234V235H118ZM132 234V233H131ZM107 235V234H106ZM122 235V234H121ZM135 235V234H134ZM145 235V234H144ZM151 235V234H150ZM158 235V234H157ZM165 235V234H164ZM99 236V237H98ZM101 236V237H100ZM112 236V235H111ZM156 236V235H155ZM160 236V235H159ZM163 236V235H162ZM160 236V238L162 237ZM109 237V236H108ZM144 237V236H142ZM166 237V236H165ZM164 237V238H165ZM100 238V239H99ZM163 238V237H162ZM107 239V238H106ZM145 239V238H144ZM143 239V240H144ZM171 240V238H169ZM108 240V239H107ZM138 240V239H137ZM147 240V239H146ZM163 240V239H162ZM165 240V239H164ZM163 240V241H164ZM247 240V239H246ZM245 240V241H246ZM102 241V242H101ZM116 241V240H114ZM120 241V239H119ZM167 242L168 240V236H167ZM164 241V242H166ZM108 242V243H107ZM144 242V241H143ZM151 241H149L150 243ZM166 242V243H167ZM116 243V242H115ZM119 243V242H118ZM251 243V242H250ZM146 244V243H145ZM148 244V243H147ZM153 244V243H152ZM155 244V243H154ZM153 244V245H154ZM171 244V243H170ZM249 244V243H248ZM137 245V244H136ZM151 245V243L149 244ZM157 245V244H156ZM155 245V246H156ZM162 245V244H161ZM253 246V244H251ZM255 245V244H254ZM118 246V245H117ZM138 246V245H137ZM148 246V245H147ZM120 247V246H119ZM118 247V248H119ZM122 247V246H121ZM124 247V246H123ZM138 247H142V246H138ZM137 247V248H138ZM146 247V246H145ZM161 247V246H160ZM164 247V246H163ZM166 248L167 245L165 246ZM174 247V245H173ZM216 247V246H215ZM257 247V246H256ZM255 247V248H256ZM148 248V247H147ZM159 248V247H158ZM172 248V246L170 247ZM174 249V248H173ZM119 250V249H116ZM162 250V247L161 249ZM251 250V249H249ZM253 250V249H252ZM251 250V251H252ZM121 251V250H120ZM136 251V250H135ZM149 252V251H147ZM155 253V251H153ZM157 252V251H156ZM164 252V251H161ZM172 252V250H171ZM170 252V256L173 255ZM220 252V251H219ZM254 252V251H253ZM260 252V251H259ZM259 252L257 251V253L259 254ZM128 253V252H127ZM130 254V253H129ZM136 254V253H135ZM145 254V253H144ZM159 254V253H158ZM254 254V253H253ZM124 255H127L126 253H124ZM166 255V254H164ZM261 256V254H259ZM123 257V255H121ZM138 256V255H137ZM127 256H125L126 258ZM164 257V256H163ZM256 257V256H255ZM254 257V258H255ZM263 257V256H262ZM131 258V256H130ZM165 258V257H164ZM253 258V255H252ZM257 258H259L257 256ZM117 259V257H116ZM160 259V258H159ZM158 259V260H159ZM197 259V258H196ZM129 260V259H128ZM147 260V259H146ZM157 260V262H159ZM162 260V259H161ZM251 260V259H250ZM258 260V259H257ZM171 261V260H170ZM119 262V261H118ZM123 262V261H122ZM129 262V261H127ZM125 262V263H127ZM176 262V261H175ZM257 262V261H256ZM121 263V261H120ZM124 263V262H123ZM122 263V264H123ZM138 263V262H137ZM160 263V262H159ZM169 263V262H168ZM259 263V261H258ZM257 263V264H258ZM114 264H117V262H115ZM167 264V263H166ZM253 264V263H252Z\"/></svg>",
    "mask_w": 264,
    "mask_h": 264
}]
</instances>
